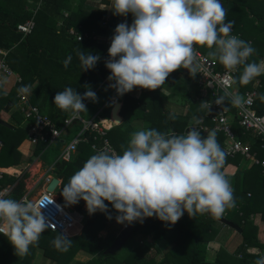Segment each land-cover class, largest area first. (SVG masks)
Masks as SVG:
<instances>
[{"label": "trees", "instance_id": "trees-1", "mask_svg": "<svg viewBox=\"0 0 264 264\" xmlns=\"http://www.w3.org/2000/svg\"><path fill=\"white\" fill-rule=\"evenodd\" d=\"M32 1L37 2V0ZM67 1L41 0L39 7L33 14L32 30L22 37L16 32L15 27L30 18L32 8H24L26 0H0V48L8 50L5 62L12 74L19 79L7 97H3L0 92V111L7 101L13 103V96L18 92V88L28 85L33 90L32 94L28 95L31 105H36L39 109L46 106L48 118L59 128L62 120L70 116V112L62 111L53 103L56 93L70 86L77 93L83 95L86 91L85 86H90V89L94 91L98 84L110 74V71L105 67L108 50L102 43L91 39L77 42L68 34V26L70 24L79 25V28H76L77 26L74 28L76 31L105 37L111 43L115 27L122 22L131 25L133 16L131 14L118 16L112 12L111 19L106 21L105 9L89 13L77 8L75 12L69 14L61 27L56 28L50 24L51 8L57 11V7ZM220 3L226 10L225 22H232L230 34L236 35L251 44L255 52L248 58V62L257 63L264 52V0H220ZM20 50L23 51L22 59L18 56ZM81 50L84 51L85 55L88 53L99 55L100 59L94 68L82 71L78 56ZM197 50L202 55L210 57L208 55L209 49L199 47ZM69 56L71 60L65 67L64 61ZM215 63L217 70L224 69L217 60ZM242 70L243 66L241 65L233 78L238 79ZM182 81H185L186 86L192 85L188 87L189 92H186L184 87L179 92L175 89L176 84ZM195 84L196 78L191 76L188 70L184 72L181 68L170 73L161 86L162 88L151 91L141 88L133 89L140 90L143 92L142 95L146 97L133 99L128 94L123 95L118 113L121 122L111 127L105 134V138L111 147L115 149L117 154H122L124 148L121 146L127 147L133 133V127L128 123L131 119L142 123L145 130L154 128L160 132L182 135L189 118L195 114H202L199 103L190 100V92H193L194 96L200 94V89H197ZM234 85L239 94L251 89L256 90L253 108L256 114H264V99H261L264 96V74L254 78L247 85L239 83ZM163 88L167 90L174 88V93L178 92L187 101L188 106L184 113L163 110L160 100L166 96L159 91ZM171 93L172 91H170ZM223 104L230 113H234L230 109L228 101L225 100ZM170 114L174 115L175 119H170ZM16 121L18 123V120ZM19 124L8 129L10 134L8 137L0 139V171L2 172L0 188L9 187L10 190L5 198L15 200H19L23 193L24 177L20 174V176L13 177L12 173L9 174L8 172L20 160L16 149L25 138V129L19 127ZM231 129L239 138L245 140L248 138L246 135H241V129L238 128L235 120H232ZM67 131L69 135V129ZM216 136L217 141H220L221 138ZM92 141V136L88 135L86 142L77 145L68 162L55 161L51 172L55 178L60 180L59 197L62 198V187L93 155L89 149V144ZM253 144L255 145V143ZM254 145L251 147L253 148ZM42 150L43 146L36 144L32 154L38 156ZM259 156L262 157V154ZM240 159L238 155L233 158L225 156L222 167V171L231 183L235 199V207L227 209L223 218L237 226L241 235V243L233 255L227 256L219 250L213 262L204 259L207 241L205 239L207 238L204 235L199 236V233L204 228L208 230L212 223H219L206 214L189 217L185 212L171 226L158 220L155 216L145 218L143 223L133 222L131 224L130 238L143 236L148 237L153 242L164 241L165 246L162 248V253L160 252L161 259L158 264H249L246 261L248 256L244 252L245 249L253 247L258 249V253L252 256V258L254 257L253 260L264 256V175L259 173L257 166L242 167ZM58 201L60 202V198ZM60 203L64 205V203ZM105 204L108 205L109 213L97 211L91 215H84L80 207H76V211L83 215L82 226L77 235L68 237L71 244L66 251L54 247L52 241L59 234L47 228L40 235L39 242L36 245H30L28 254L23 257L16 255L8 238L0 234V264H32L37 250L40 251V257L43 261H50L52 264H153V257L148 255L149 249L145 242L136 245L125 257L119 260L115 257L117 251L115 253H103L116 237V229L119 230L118 226L113 225V222L118 224L115 220L118 213L112 209L111 204L107 201ZM108 214H111L112 219L106 218ZM253 215H258L256 224H253L250 219V216ZM213 231L215 230H212L211 227L210 232ZM79 252L89 256V259L84 261L75 259Z\"/></svg>", "mask_w": 264, "mask_h": 264}, {"label": "clouds", "instance_id": "clouds-1", "mask_svg": "<svg viewBox=\"0 0 264 264\" xmlns=\"http://www.w3.org/2000/svg\"><path fill=\"white\" fill-rule=\"evenodd\" d=\"M111 11L133 16L131 25L122 22L115 27L105 61L111 73L107 79L114 81L109 87L119 96L134 88H162L170 73L181 68L195 77L202 70L199 47L209 49L208 55L226 70V78L220 82L225 91L216 99L217 105L227 98L233 107L243 108L245 98L227 89L236 83L247 85L264 74V64L248 62L255 52L251 44L230 34L232 22H225L226 10L220 0H112ZM78 56L82 71L94 68L100 59L82 50ZM70 60L69 56L64 61L65 67ZM241 65L243 70L234 79L231 74ZM208 84L212 86L213 81ZM85 87L83 95L65 87L56 93L53 103L70 112L72 120L78 119L86 112L84 100L97 101L96 93ZM17 91L22 95L33 92L28 85ZM202 107L210 110L211 105L205 101ZM121 147L122 154L97 152L73 174L61 189L66 205L83 200L91 215L109 213L107 201L118 213V224L143 223L155 216L169 226L185 212L189 217L209 214L219 218L235 207L233 188L222 171L225 153L214 130L203 138L197 127L182 135L154 128L139 130L131 134L126 148ZM45 206L0 195V234L8 238L16 255H27L29 246L39 242L48 226L41 213ZM106 218L112 219L111 214ZM52 244L66 251L71 240L60 234ZM254 264H264V256Z\"/></svg>", "mask_w": 264, "mask_h": 264}, {"label": "built area", "instance_id": "built-area-1", "mask_svg": "<svg viewBox=\"0 0 264 264\" xmlns=\"http://www.w3.org/2000/svg\"><path fill=\"white\" fill-rule=\"evenodd\" d=\"M96 1L101 4L105 3L108 8L112 7V0ZM40 2L41 0H37L35 5L38 6ZM34 12L35 10H32L30 18L23 23L17 24L15 27L16 32L22 37L29 34L33 28ZM68 33L76 41L86 39L94 40L96 38L93 34L78 32L73 29H70ZM106 43L108 44L109 42L106 40ZM196 51L198 61L202 65V70L195 76V86L197 89H200V94L194 96L193 92H190V100L199 103L202 114H195L192 116L193 120H189L186 124L183 134H186L190 128L197 127L203 138L210 131L214 130L216 135L221 138V140L217 142L226 157L233 158L238 155L241 158L240 161L246 162L247 166H257L259 168V173L264 175V114H256L253 108L256 90L251 89L240 94L247 101L243 108L233 107L230 100L227 98L225 99L228 101L230 109L234 111L233 114L228 111L224 104L217 105L215 103L216 99L223 95L225 91V88L220 82L226 78V70H217L213 58L202 55L198 50ZM7 52L8 50L0 48V86L2 84V79L13 76L5 62ZM261 60L264 63V56ZM234 74L235 72L231 74L232 77H234ZM13 77L14 83L19 81L17 76ZM208 81H213L212 86H209ZM227 90L233 93L237 92V88L234 84ZM16 97L19 102L18 111L21 115L19 127L25 129V139L29 144L32 146L36 144L43 146L42 152L51 144H58L59 140L62 139V134L73 124L79 127L78 132L64 142L63 147H61L58 152L57 158L40 177V188L35 190V194H33L35 184H28V187L25 186L23 188V193L18 200L32 202L36 205L46 204V206L41 209V213L48 224L47 229L59 235L63 234L67 237L75 236L77 234L76 229H81L83 215L76 210L64 206L53 193L46 191L47 184L50 182L51 178H53L48 173L52 171L55 161L68 162L72 158L77 145L86 142L88 135L92 136L93 141L89 144V149L93 155L101 150L114 151L116 154L117 152L105 138L106 129L96 121L95 117L83 120L79 116L78 119L72 120L70 115L64 118L60 127L57 128L46 114L41 112L35 105L29 104L22 94L17 92ZM205 101L211 105L210 110L206 107H202ZM232 120H235L236 125L241 129V135L248 136L246 140L239 138L232 131ZM196 121H199V123L197 124ZM253 143H255V145ZM252 145H254L253 148L251 147ZM260 154H262V157L259 156ZM1 177L2 172L0 171V179ZM9 190L7 186L1 187L0 195L6 197ZM127 226L128 225L123 224L120 231L126 229Z\"/></svg>", "mask_w": 264, "mask_h": 264}, {"label": "crops", "instance_id": "crops-1", "mask_svg": "<svg viewBox=\"0 0 264 264\" xmlns=\"http://www.w3.org/2000/svg\"><path fill=\"white\" fill-rule=\"evenodd\" d=\"M34 3H35V1L26 0L24 8L25 9L32 8V10L36 11L40 4L37 6ZM77 8H80L81 10H83L85 12H89V13H94L98 10L105 9V11H106L105 20L106 21H109L111 19V16H112V11H111L112 7L108 8L103 3L102 4L98 3L96 0H68L67 2H63L61 5H59L56 9L57 11H55L53 8H51L50 24L54 25L56 28L61 27L63 22L68 18L69 14L75 12L77 10ZM73 21L75 22V20H73ZM76 26H74L73 24H70L68 26V32L70 29H73L74 31H76L74 28L80 27L79 25H76ZM93 35L96 36L94 41L102 43V45L108 50V48L110 47V43H108V44L106 43L107 38L101 37V36H98L95 34H93ZM18 52H19V55H18L19 58L22 59L23 51L20 50ZM263 56H264V52H263L261 58ZM261 58L257 62V64H264L262 62ZM183 70H184V72L187 71L186 69H183ZM110 75H111V73L108 76H110ZM13 76H16V75L13 74ZM13 76L9 77V79L10 78L12 79L11 88L9 91L4 92L0 87V92L2 93L3 97H7L9 95V93L11 92V90L14 89L15 83H14V77ZM107 77L104 80H102L101 83H99L98 86L96 87V89L94 90V92L96 93L97 101L96 102H92L91 100L84 101L86 108L89 107V111H87L90 114L89 118L95 117L96 121H98V123L101 124L106 129V131L109 130L111 127L116 126V124H114V122L110 118V109L112 108V106L114 104H119V109H120L121 100L123 97V95L122 96L117 95L114 88L109 87V84L114 83V81L110 82L107 79ZM182 82L184 83V88H186V92H189L188 86L185 85V81H182ZM173 89L174 88H172L171 90H167L166 88H163V89H160L159 91L160 92L162 91L161 93L164 96H166V98H167L170 96V91H172V93H174ZM177 90H179V88ZM125 94H128V96L133 98V99H138V98H141L143 96L142 95L143 92H141L138 89L132 90V91L127 92ZM23 96L26 98L27 102L29 104H31L29 99H28V95H23ZM143 97H146V96H143ZM17 100L18 99H17L16 94H15L13 96V101H12L13 103L7 101V103L10 104L11 110L13 109L11 111V115H13L15 112L18 113L19 102ZM160 102H161V100H160ZM161 104L163 106L164 111L174 112V113H184L187 109V106H188V103L186 100H184V103H182V107H180V108L177 107L175 109H173L174 107L171 106V104H169V105L167 104V100H163L161 102ZM119 109L117 111V115L119 113ZM39 110L47 115L46 106H44V108L39 109ZM87 114H86V112H81L79 116L83 120H87V119H84L82 117V115H87ZM69 115H71V114H69ZM7 117L9 119V113H7ZM10 118H11V116H10ZM0 120L7 123L8 125H10L11 128H13L15 126L12 121L8 122L7 118L5 119V118L0 117ZM120 120H121V118H120ZM189 120L192 121L193 117H191ZM128 123L130 124L131 127H133V124H137V123L139 124V128H135V129L133 128V133L136 131H139V130H145L144 125L135 119H131ZM75 125L76 124H73L72 126H75ZM70 128H69V130H70ZM9 135L10 134H9L8 129L0 125V139H5ZM33 149H34V146L29 144L27 142V140L24 138L19 143V145L16 149L17 153L19 154L20 160L17 164L13 165L9 169L8 173L9 174L12 173L13 177H17V175H19V174L23 175L24 187L25 186L28 187L29 186L28 184H33V185L35 184V188L33 191V194H35V190L40 188V184H41L40 177L43 175V173L46 171V169L51 165V163H50L51 159L49 160L48 163L44 162L45 157L47 155H49V156H54V158L55 157L57 158L58 152L61 149V145L58 143V144H56V146H54L50 149L44 150L43 152L41 151V153L38 156H34L32 154ZM40 158H42V159H40ZM8 173L6 172V174H8ZM48 174L51 175L52 177H54L51 171ZM57 181H58L57 185L53 191L54 196H56L58 198V200L60 198V202L64 203V206H66L72 210H76V207L78 206V207H80V209L82 210L84 215H88L84 201H79L78 203H76L74 205H66L63 197L61 198V197H59L58 193L57 194L54 193L55 191H58L60 180L57 179ZM223 215L221 217H223ZM253 217L256 220H252ZM250 219L253 221V224H256L258 221V215L250 216ZM211 227H212V230H215V231L210 232ZM210 228H208V230H207V228L206 229L204 228L203 231L199 233V236L204 235L205 238H207V239H205L207 241L205 243L204 259L208 262H213L215 260L216 254L219 250L223 251L227 256L233 255V253L235 252V250L237 249V247H239V245L241 243L240 231L238 233L236 230H233V229H231V228H229L223 224H219V223H217V224L212 223ZM76 231L78 234L80 229H76ZM134 238H135V242L123 253V255L121 256L120 259L125 257L127 255V253L130 252L136 245H139L142 242H145V244L148 246V249H149L148 255L153 257V261H154L153 264H158V262L161 259L160 252L162 251V248L165 246V242L164 241L153 242V241H150V239L148 237H143V236H135ZM244 253H245V255L248 256L246 258L247 259L246 261H248L249 264H254L256 259L253 260L254 257L252 258V256H254L255 254L258 253V249L254 248V247L253 248H247V249H245ZM80 254L85 255L82 252H80ZM75 259H77V257H75ZM86 259H87V257L80 259V261H84ZM43 263H44V261H43Z\"/></svg>", "mask_w": 264, "mask_h": 264}, {"label": "rangeland", "instance_id": "rangeland-1", "mask_svg": "<svg viewBox=\"0 0 264 264\" xmlns=\"http://www.w3.org/2000/svg\"><path fill=\"white\" fill-rule=\"evenodd\" d=\"M8 79V80H7ZM11 82H12V79L10 78H4V79H2V84H1V89L4 91V92H7V91H9L10 90V88H11ZM188 87H191L192 85H190V84H188L187 85ZM183 87H184V83L183 82H181V83H177L176 84V86H175V89L177 90L178 88H179V90H177V91H181V90H183ZM163 100H167V104L169 105V104H171V106H173L174 108L173 109H175V108H180V107H182V103H184V99L179 95V93L177 92V93H171L170 94V96L169 97H167V98H163V99H161V102L163 101ZM5 106V105H4ZM4 106L1 108V111H0V117H2V118H7V121L8 122H10V121H12L13 122V124L15 125V124H17V121L16 120H18V124L21 122V115L19 114V111H18V113H14L13 115H11V111L13 110H11V107L8 109V110H4ZM87 111H89V107H87L86 108V114L88 115H82V117L84 118V119H88L89 118V112H87ZM7 113H9V119H8V117H7ZM10 116H11V118H10ZM139 127V124L137 123V124H133V128L135 129V128H138ZM78 130H79V127L77 126V125H75V126H72L71 128H70V130H69V135L68 136H66L65 137V139H64V141H67V140H69L73 135H75L77 132H78ZM54 146H56V144L54 143V144H51L50 146H48L45 150H47V149H50V148H52V147H54ZM44 158V157H43ZM56 158V157H55ZM54 156H49V155H47L46 157H45V159H44V162H46V163H48L49 162V160H50V163H52L53 161H54ZM40 159H42V158H40ZM240 165L242 166V167H244V166H247V163L246 162H244V161H241L240 162ZM55 194H57L58 193V191H55L54 192ZM252 220H256L254 217L252 218ZM115 222H113V225L115 226V227H119V229L120 228H122V226H123V224H114ZM82 224V223H81ZM116 232H117V234L119 233V230L118 229H116ZM135 242V238L134 237H131V238H129L126 242H125V244L121 247V248H119L118 250H117V252L115 253V257L119 260L120 258H121V256L123 255V253L133 244ZM40 255H41V253H40V251H38L37 250V252H36V257H35V259L32 261V264H52L50 261H44V263H43V260L41 259V257H40ZM76 257H77V259L78 260H80V259H83V258H86L87 257V259H89V256H87V255H83V254H80V252L76 255Z\"/></svg>", "mask_w": 264, "mask_h": 264}, {"label": "water", "instance_id": "water-1", "mask_svg": "<svg viewBox=\"0 0 264 264\" xmlns=\"http://www.w3.org/2000/svg\"><path fill=\"white\" fill-rule=\"evenodd\" d=\"M162 92V91H161ZM10 108V104L6 103L4 106V110H8ZM119 109V104H114L112 106V108L110 109V118L112 119V121L114 122V124H119L120 123V118L117 115V111ZM0 125L7 128V129H12L10 125H8L7 123L3 122L0 120ZM68 136V131L66 130L63 134H62V139L59 140V144L61 145V147H63L64 144V139L65 137ZM57 179L56 178H51L50 182L47 184L46 186V191L49 193H53L56 185H57ZM207 216H209L210 218L218 221L219 223L233 229L236 230L239 233V229L237 228V226H235L234 224H232L231 222H229L228 220L224 219L223 217H213L209 214H206ZM131 231H132V226L131 224H129L127 226L126 229L120 231L116 237L114 238L113 242L110 244V246L103 252L104 254L106 253H115L119 248H121V246L130 238L131 236Z\"/></svg>", "mask_w": 264, "mask_h": 264}]
</instances>
